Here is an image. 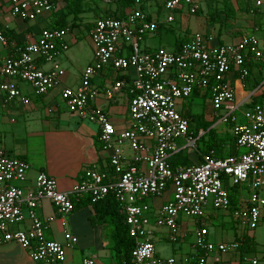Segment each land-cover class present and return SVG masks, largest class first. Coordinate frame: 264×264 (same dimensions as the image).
<instances>
[{"label": "built area", "instance_id": "1", "mask_svg": "<svg viewBox=\"0 0 264 264\" xmlns=\"http://www.w3.org/2000/svg\"><path fill=\"white\" fill-rule=\"evenodd\" d=\"M151 1L169 12L167 23L175 21L180 9L188 14L199 9L196 0H133V7L123 16L95 18L89 31L92 61L77 86H64L60 92L69 112L99 126L101 147L110 152L103 166L86 167L73 191L64 192L57 178L45 171L38 172L33 184L25 185L30 162L0 149V246L15 242L35 261L63 264L76 238L68 230L64 232L65 243L47 238L55 216L40 215L42 202L50 201L66 216L82 199L95 204L110 194L135 242L133 264H179L175 257L157 254L154 234L157 228L166 227L168 239L178 242L181 215L200 220L195 229L198 251L238 250L239 240L216 243L208 238L210 206L228 212L239 226L251 230L264 226V101L250 103L241 121L237 111L244 102H237L230 79L232 74L247 79L252 62L264 66V39L247 33L236 42L214 44L212 35L195 32L176 50L164 46L143 49L145 38L162 24L145 8ZM246 1L256 7L263 5L262 0ZM55 9L54 0H0V51L8 50L0 60V91L7 101L30 103L23 83L37 96L47 95L62 84L67 71L58 57L70 48L69 35L74 30L46 26L23 39L12 38L3 18L34 21L40 13L51 14ZM103 74L108 83L98 90L93 80ZM125 88L128 107L120 127L113 113L97 106L96 101L100 96L116 101ZM197 88L202 94L209 93L218 122L231 126L233 151L218 157L210 150L201 162L174 167L170 158L179 151V139L187 140L186 147H197L198 138L190 133V120L181 109ZM126 147L131 154H126ZM240 148L245 151L240 153ZM167 191L172 192L171 197L159 207L147 201ZM14 225L21 227L13 229ZM192 260L207 264L204 255L186 256L182 262ZM81 264L101 263L86 257Z\"/></svg>", "mask_w": 264, "mask_h": 264}, {"label": "crops", "instance_id": "2", "mask_svg": "<svg viewBox=\"0 0 264 264\" xmlns=\"http://www.w3.org/2000/svg\"><path fill=\"white\" fill-rule=\"evenodd\" d=\"M196 1L199 5L196 14H188L186 13V9H180L175 13L174 22L179 21L180 30L187 34L186 40L195 32L212 35L214 37V44L236 42L242 35L247 33H254L259 38L264 39V0H262V7H256L246 0ZM54 2L56 4L55 10H58L61 6L60 0H54ZM155 6H157L158 11L162 9L155 1H151L145 6L148 12L150 9L149 13L151 17L156 13ZM131 8L127 9V11ZM51 14L42 12L34 21L3 18V22L9 25L10 30L17 35V38L23 39L26 34L39 33L41 29L49 26L52 22ZM177 14L179 18H177ZM93 22L94 20L91 21L89 31ZM78 29H74L71 33L72 35H69L70 43H72V40H75V33ZM178 42L175 43L174 50L178 49ZM7 51L6 48L0 51V60L7 55ZM66 52L58 57L61 65L62 59H69V55H65ZM92 58L93 56L91 55L88 64L92 61ZM249 66L250 76L247 79H239L238 75L234 74L230 76L231 82L236 89L238 103L244 102L245 104H250L255 101H264V66L254 62L250 63ZM1 79L2 76L0 74V81ZM105 79L106 74L97 76L93 80V85L98 90H102L108 83ZM67 83L68 71L61 84L62 88L70 86ZM21 87L26 94L32 91L28 86L24 85ZM197 90L199 89L197 88ZM60 92L56 94L52 90L49 94L45 95L44 100L47 98L46 103L42 99L38 100L28 95L30 98V103L28 104H24L19 99L7 101V97L1 92L0 149H3L12 156H18L30 162L32 168L25 185L33 184L38 172L45 171L57 178L58 187L61 191L71 192L80 180L83 170L91 165L98 164L103 166L108 161L110 152L103 150L101 147L99 126L69 112L63 105L64 102L61 99ZM197 97H201V95L199 94ZM204 101H206L209 111H213L210 98L204 99ZM187 102L188 104L185 102L181 104V109L189 110L193 113L194 108L189 104V100ZM96 105L112 112L116 124L122 127L128 107L127 88L123 90L122 95L116 101H109L100 96L96 101ZM200 132L201 137L207 131L201 130ZM200 137L197 138L199 139ZM125 151L126 154H131L128 147L125 148ZM204 154L199 151L194 154L187 152L183 144L179 146V151L173 154L170 160L177 166H183L187 165L186 161H190L191 164L201 162ZM171 193V191H167L165 198L154 197V202L152 201L153 206L159 207L165 203L171 197ZM159 198L160 200H156ZM39 213L42 217L55 216V220L46 232L48 239L65 243L64 232L66 230L70 231L76 238L73 246L67 249L66 259L63 264H81L82 260L86 257H92L101 264H126L125 260L117 258L114 224L110 217L111 210L106 204L102 205L100 203L94 205L88 199H82L77 203L73 212L62 216L50 201L45 200L39 207ZM219 217L217 213L209 212V221L219 220ZM183 224L181 219L182 236L179 241L187 236L188 226L185 224L183 226ZM195 229H189L192 247L195 252L187 254L192 255V258L204 255L206 256L207 264H264V227L260 226L249 235L242 234L236 238V240H239L238 238L243 239L244 236L248 238V241L245 242V248L239 249L236 252H213L209 254L196 249ZM208 238L214 241L210 238L209 234ZM166 240H169L168 229L166 227L157 228L154 234V241L158 255L163 258L175 257L179 264H185L182 262L186 257L182 250L184 246L182 245L183 247L181 246L180 250L177 251L175 247H170L166 244ZM251 249L254 250L253 253L249 252ZM254 260L257 263H254ZM0 264L49 263L33 260L26 248L20 244L11 242L0 246ZM188 264L197 263L195 260H192Z\"/></svg>", "mask_w": 264, "mask_h": 264}, {"label": "rangeland", "instance_id": "3", "mask_svg": "<svg viewBox=\"0 0 264 264\" xmlns=\"http://www.w3.org/2000/svg\"><path fill=\"white\" fill-rule=\"evenodd\" d=\"M60 5H63V1L60 0ZM154 5V4H153ZM116 8L115 4H111L109 0H83L81 4V13L80 17L81 20V27L76 31L75 33V40H72V43L70 45L69 50H67L65 55H69V59H62V66L68 71V85L70 86H76L81 82V77L82 73L85 70L86 66L88 65V60L90 56H93V49H92V44L90 41V35H89V24L91 23L92 20L96 18L97 15L101 13H109L113 11ZM155 15H152L153 18L159 20L162 25L160 30L155 32V34L148 35L145 40L142 43V48L143 49H150L153 50L155 48L165 46L169 50H174L175 43L178 41H184L186 40L187 34L183 31L180 30L179 28V21L178 22H173V23H167L166 19L169 14V12L165 9L162 8L158 11L157 6H155ZM150 12V9H149ZM178 15V14H177ZM73 15H70V19L72 20ZM179 18V15L178 17ZM72 34H70L71 36ZM155 35V36H154ZM28 86V84H21V86ZM30 87V86H28ZM31 88V87H30ZM62 88V85L57 86L54 91L56 94H59L60 90ZM32 90V89H31ZM1 93V91H0ZM2 94V93H1ZM28 95H31L38 100H44L46 97L44 96H37L33 93V90L27 93ZM47 102V98L44 100V103ZM188 104V102H186ZM189 104H191V107L194 108L193 115L199 116L197 117L196 120L190 119V126L191 129L194 131H197L199 129V134L197 137H200L201 135V130H204L205 125L208 122H211L213 119H215V123L212 125V127L215 128L216 133L218 136L223 137L226 134L229 135L231 134V126L227 123H220L218 122L219 118H215V112L209 111L208 105L206 101L202 97H194L193 99H189ZM65 106V104H63ZM1 107V106H0ZM44 107V106H43ZM251 107L250 104H242L240 108L237 111L238 117L241 121L245 120L244 114L245 111H247ZM205 132L208 131L204 130ZM208 139V137H206ZM177 144L179 146L184 144L185 150L187 152L195 153V152H203L204 150V142L203 140L198 141V146L196 148L193 147H186L187 145V140L185 138H181L177 141ZM233 143L229 142L227 147L228 149H232L233 151ZM245 151V148H240L239 152ZM166 194L161 196V198H165ZM156 200H160L156 199ZM147 201L153 206L152 201L153 197H150L147 199ZM209 212H214L217 213L220 217L218 218L219 220L215 221H208L207 227L209 230V236L211 239L216 241L218 243L219 241L231 243L233 240L235 241L238 236H241L242 234H250L254 230H251L246 227L239 226V224L233 219V217L219 209H215L212 206L208 208ZM181 219L183 223L188 226L187 227V236L186 238L181 239L178 242H171L169 240H166L165 243L168 244L170 247H175L178 250H180V247L183 245L184 248L182 249L187 257H192L190 255L192 252L194 253V248L192 247V240L190 237V230H193L196 228L197 224L196 221H198L199 218L196 217H188L185 215H181ZM183 224V226H184ZM21 225H14L12 226L13 229H18L20 228ZM264 227V226H261ZM195 232V231H194ZM238 234V235H237ZM195 235V233H194ZM237 235V236H236ZM182 246V247H183ZM257 249V248H256ZM239 250V249H238ZM238 250H231L232 252H236ZM229 251V252H231ZM190 254H187L189 253ZM249 252H254L253 249H251ZM158 254V253H157ZM183 257V256H182ZM185 257V256H184Z\"/></svg>", "mask_w": 264, "mask_h": 264}, {"label": "trees", "instance_id": "4", "mask_svg": "<svg viewBox=\"0 0 264 264\" xmlns=\"http://www.w3.org/2000/svg\"><path fill=\"white\" fill-rule=\"evenodd\" d=\"M63 5L60 6L58 10H55L52 12V22L49 26L51 27H58V28H70V30H74L76 28L81 27V22L78 23V21L81 20L80 13H81V4L83 0H62ZM111 4H115L116 8L109 12V13H101L96 16L98 17H103V16H118L120 15H125L127 12V9L131 8L133 6V0H109ZM70 15H73L72 20L70 19ZM91 24V23H90ZM89 24V26H91ZM93 25V24H92ZM9 35L12 38H16L17 35L10 30ZM186 41V40H184ZM184 41H179V46L178 48L182 45ZM199 92V93H198ZM201 95L205 100L209 98V93L205 92L204 94H201L199 90L195 89L192 95L190 96L189 99H193L194 97H197L198 95ZM255 101L254 103H256ZM182 114L184 117L188 118L189 120L192 118L193 120H196L197 117L193 115L189 110H182ZM191 119V120H192ZM216 120H213L211 122H208L205 125L204 130L208 131L202 135L198 140H203L204 142V150L203 153H208L210 150H215V153L218 157H226L232 153V149H228L227 145L229 142L233 143L234 136L233 134L229 133L226 134L223 137H220L217 135L216 130L212 125L215 123ZM190 133L194 136L197 137L199 134V129L197 131H194L190 128ZM208 137V139L206 138ZM171 164L175 167V163L170 160ZM187 165L191 164L190 161H186ZM233 189V193H234ZM232 206L236 205V198L234 194L232 195ZM105 205L111 210L110 217L111 221L114 224V239H115V250L117 254L118 259H123L125 260L126 264H133L132 263V251L134 249L135 242L133 238L129 234V228L128 225L126 224L125 221V216L114 198L112 194L108 195L104 200L95 203L94 205L98 204ZM239 241L241 242L240 248H245V242L248 241V238L240 239L238 238ZM247 245V244H246Z\"/></svg>", "mask_w": 264, "mask_h": 264}]
</instances>
